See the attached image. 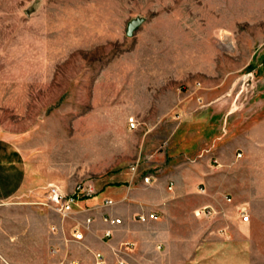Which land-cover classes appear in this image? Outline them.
Returning a JSON list of instances; mask_svg holds the SVG:
<instances>
[{"label":"rangeland","instance_id":"rangeland-1","mask_svg":"<svg viewBox=\"0 0 264 264\" xmlns=\"http://www.w3.org/2000/svg\"><path fill=\"white\" fill-rule=\"evenodd\" d=\"M188 135L215 141L230 243L264 264V0H0V139L26 164L22 188L0 197V264H95L66 253L73 223L49 185L91 182L107 197L138 159L142 178L197 157ZM144 245L128 250L132 264H197L187 239Z\"/></svg>","mask_w":264,"mask_h":264},{"label":"crops","instance_id":"crops-1","mask_svg":"<svg viewBox=\"0 0 264 264\" xmlns=\"http://www.w3.org/2000/svg\"><path fill=\"white\" fill-rule=\"evenodd\" d=\"M198 99L202 100L201 97ZM184 145L189 149L195 146L200 151L198 156L186 152L183 160L157 169L149 183L143 181L138 174L139 169H131L120 184L106 187L103 194L114 199L113 205L103 207L106 197L99 198L98 195L80 200L76 216L83 218L92 214L94 220L85 229L82 240L73 239L71 230L64 234L66 253L80 247L93 257L94 262L95 252L101 251L107 263L108 258L116 254L119 263L124 260L132 264L126 257L131 248L140 251L147 242L149 248L156 252L162 246L170 249L173 239H187L188 246L195 245L197 264H218L220 259L229 260L231 254L240 255V264H246L243 246L230 243L229 233L234 231L236 220H225L226 208L232 197L225 193V188L214 186L213 180L222 165L218 157H212L215 141L205 146L203 138L195 139L188 135ZM21 156L10 142L0 139V197L11 196L22 188L26 164ZM137 161L140 162V159ZM200 186L204 187L203 191ZM204 207L212 208L213 212L210 215L198 214ZM150 211L157 212L158 218L140 221L147 224L149 230L134 231L137 224L133 219L135 213ZM104 212L120 217L122 221L115 224L104 221ZM67 219L73 223V219ZM241 221L246 222L242 217ZM108 228L112 230L111 236L105 234Z\"/></svg>","mask_w":264,"mask_h":264},{"label":"built area","instance_id":"built-area-1","mask_svg":"<svg viewBox=\"0 0 264 264\" xmlns=\"http://www.w3.org/2000/svg\"><path fill=\"white\" fill-rule=\"evenodd\" d=\"M130 126L132 128L137 127L138 122L136 121L135 117H130L129 119ZM242 153L239 152L238 156H241ZM139 161H136L132 166L131 169L133 171H137L139 169ZM153 176L152 174H147L143 177V181L149 183L152 181ZM200 190L203 191L204 187L200 186ZM97 195V189L95 185L91 182H84L81 181L77 183L71 191L63 190L57 184H50L49 185V201L51 207L58 212L62 218L73 219V224L71 225V235L72 238L75 240H82L84 238V231L88 228L89 224L94 220V216L92 214H86L83 218H80L77 215L79 210L76 208L79 201L85 198L93 197ZM115 203L114 199L110 197H106L103 200V207L110 206ZM87 210V209H84ZM213 212V209L210 207H204L201 211L197 213H204L205 215H210ZM158 213L155 211L150 212H142L137 215L139 221L146 222L152 219L158 218ZM103 220L109 223L115 224L120 223L122 218L114 217L108 212H104ZM242 220L249 221L250 216L245 211H242ZM55 229V227H53ZM106 236H111L112 230L110 228L106 229L105 231ZM74 264H78L77 261H73ZM95 264H107L106 257L104 253L101 251L95 252ZM120 264H130L127 261L121 260Z\"/></svg>","mask_w":264,"mask_h":264},{"label":"water","instance_id":"water-1","mask_svg":"<svg viewBox=\"0 0 264 264\" xmlns=\"http://www.w3.org/2000/svg\"><path fill=\"white\" fill-rule=\"evenodd\" d=\"M143 19L142 18H135L132 19L129 24H128V28H127V34L128 35H132L134 29H136L141 23H142Z\"/></svg>","mask_w":264,"mask_h":264}]
</instances>
